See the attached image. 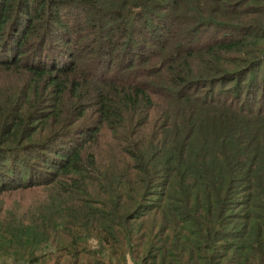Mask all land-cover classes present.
I'll return each mask as SVG.
<instances>
[{
    "label": "trees",
    "instance_id": "16d2710c",
    "mask_svg": "<svg viewBox=\"0 0 264 264\" xmlns=\"http://www.w3.org/2000/svg\"><path fill=\"white\" fill-rule=\"evenodd\" d=\"M0 264H264V0H0Z\"/></svg>",
    "mask_w": 264,
    "mask_h": 264
},
{
    "label": "rangeland",
    "instance_id": "374dc122",
    "mask_svg": "<svg viewBox=\"0 0 264 264\" xmlns=\"http://www.w3.org/2000/svg\"><path fill=\"white\" fill-rule=\"evenodd\" d=\"M111 71H112V69H111ZM26 194H27V195H26L25 201L29 200V198L32 197V193H26ZM16 199H17V197L12 196V199L8 200V205H10L11 201H12V203H13L14 200H16Z\"/></svg>",
    "mask_w": 264,
    "mask_h": 264
}]
</instances>
